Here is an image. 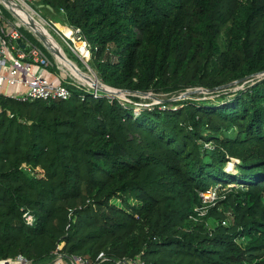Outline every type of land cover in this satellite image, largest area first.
<instances>
[{
	"label": "trees",
	"instance_id": "16d2710c",
	"mask_svg": "<svg viewBox=\"0 0 264 264\" xmlns=\"http://www.w3.org/2000/svg\"><path fill=\"white\" fill-rule=\"evenodd\" d=\"M38 5L80 30L113 89L178 94L264 71V0ZM68 89L66 101L0 97V260L43 264L63 245L101 264H264V79L142 109ZM211 182L231 188L197 217Z\"/></svg>",
	"mask_w": 264,
	"mask_h": 264
},
{
	"label": "built area",
	"instance_id": "2783aa9c",
	"mask_svg": "<svg viewBox=\"0 0 264 264\" xmlns=\"http://www.w3.org/2000/svg\"><path fill=\"white\" fill-rule=\"evenodd\" d=\"M39 0H0V97L7 98L19 103L51 100H68L71 96L69 87L78 90L90 91L93 96L98 97V92H107L97 86L85 85L69 75L60 62L46 49V47L28 30L36 42L26 37L20 25V21L10 7L11 4L22 3L34 16L41 19L34 8ZM8 12V13H7ZM11 17V18H10ZM69 36L63 34L67 44H73L74 54L84 63L90 60V46L83 38L80 30L71 26L63 25ZM27 32V33H28ZM78 45V46H77ZM54 57L50 60L48 53ZM264 79V71L256 73L244 79L249 85ZM98 82V80L96 79ZM88 88H86V87ZM95 89H93V88ZM87 89V90H86ZM105 89V88H103ZM1 110V109H0ZM10 117H12L10 115ZM209 145H205L208 147ZM230 185H214L199 192L200 205L194 208L197 217L207 214L210 207L215 206L216 201L222 199L221 192H228ZM26 224L31 225L33 219L25 213L23 215ZM190 219L196 221L194 217ZM224 224V223H223ZM63 245H58L52 252L51 259L43 264H101L105 259L100 256L95 262L80 257L69 256L62 253ZM121 264H144L139 256L133 259H123ZM119 263V262H118ZM0 264H35L32 260L17 255L13 258L1 259Z\"/></svg>",
	"mask_w": 264,
	"mask_h": 264
},
{
	"label": "rangeland",
	"instance_id": "374dc122",
	"mask_svg": "<svg viewBox=\"0 0 264 264\" xmlns=\"http://www.w3.org/2000/svg\"><path fill=\"white\" fill-rule=\"evenodd\" d=\"M34 8L38 12V14L41 17V21L45 25L44 31L46 32V36L42 34L40 29L31 21L29 17H27L19 7H17L15 4H11L10 7L13 9V12L17 16V18L20 21V25H23L24 27L22 28V31L28 35L31 36L28 32V30L31 31V33L46 47V49L56 58L58 62L63 61L67 68L61 66L64 68V70L69 73L74 79L79 80V81H86L88 82V86H96L95 83L98 84V87L105 88L100 80L98 79L96 72L91 68L89 65V59L87 60L86 63L83 62V60H80L73 52L74 47L73 44L69 45L65 40L63 39V34L61 32V28L63 25L54 23L56 18L53 16L47 14L42 8H40L38 5V2L34 4ZM8 13V12H7ZM11 18V17H10ZM28 32V33H27ZM32 37V36H31ZM55 46H52V44ZM73 49V50H72ZM46 50V52H47ZM67 58V60L74 65L70 64L67 62V60L64 58L63 54ZM50 60L53 62L54 57L49 54ZM89 62V63H88ZM76 65V66H75ZM98 80V82L96 81ZM249 85L248 82L242 81V82H237L234 85H231L227 87L226 89H229L230 92H235L237 90H242L245 86ZM86 87V86H85ZM88 88V87H86ZM93 88V87H92ZM95 89V88H93ZM100 89V88H99ZM87 90V89H86ZM224 90V89H223ZM112 93V94H111ZM111 93H107L109 96H112L116 98L117 100H120V102H128L130 104L134 105L135 109L139 108H150L151 106L155 105H160V104H171L172 102H176L179 100L183 99H191L194 98L195 100H214L215 96L212 94L218 93L216 91L209 92H194L192 90H187L182 93L178 94H152V96H145L142 94H137V93H131V92H116L112 91ZM186 93V95H185ZM203 96V97H200ZM135 98L137 99L135 101ZM231 173H229L230 175ZM227 178V176H226ZM225 180V178L223 179ZM218 184V182H211L210 187Z\"/></svg>",
	"mask_w": 264,
	"mask_h": 264
},
{
	"label": "bare ground",
	"instance_id": "6f19581e",
	"mask_svg": "<svg viewBox=\"0 0 264 264\" xmlns=\"http://www.w3.org/2000/svg\"><path fill=\"white\" fill-rule=\"evenodd\" d=\"M17 7H19V9H21V11H23L24 12V14L27 16V17H29L30 19H31V21L40 29V31L42 32V34H44L45 36L47 35L46 34V32L44 31V29H45V25H44V23L39 19V18H37L36 16H34V14L30 11V10H28L21 2L20 3H16L15 4ZM61 32H63L64 34H66L67 36H69V32H68V30L65 28V27H62L61 29ZM52 44V43H51ZM52 46H54L53 44H52ZM78 46V45H77ZM55 47V46H54ZM60 63L62 64V65H64L63 67H65V68H67V66L65 65V63L63 62V61H60ZM68 69V68H67ZM69 74V73H68ZM70 75V74H69ZM77 81H79V80H77ZM79 82H81V83H83V84H85V85H87L88 84V82H86V81H79ZM96 84V86L98 87V84L97 83H95ZM111 90V89H110Z\"/></svg>",
	"mask_w": 264,
	"mask_h": 264
},
{
	"label": "water",
	"instance_id": "95a60500",
	"mask_svg": "<svg viewBox=\"0 0 264 264\" xmlns=\"http://www.w3.org/2000/svg\"><path fill=\"white\" fill-rule=\"evenodd\" d=\"M40 8H42L43 6L42 5H40L39 6ZM46 7V9H48L49 11H52V8L51 7H49V6H45ZM237 82H242V80H239V81H235V82H231V83H229V84H226V85H223V86H221V87H219V88H217V89H211V90H205V89H203V88H196V89H193V91L194 92H198V93H200V92H206V93H209V92H214L215 90H223V89H226L227 87H229V86H231V85H234V84H236ZM105 86V85H104ZM101 90H103V91H105V92H107V93H111V90L112 91H116L117 93L118 92H130V91H126V90H118V89H113V88H110V87H105V89H103V88H100ZM111 89V90H110ZM131 93H133V92H131ZM112 94V93H111ZM142 95H145V96H152V94L151 93H148V94H142ZM185 95H186V93H185Z\"/></svg>",
	"mask_w": 264,
	"mask_h": 264
},
{
	"label": "clouds",
	"instance_id": "9594fccd",
	"mask_svg": "<svg viewBox=\"0 0 264 264\" xmlns=\"http://www.w3.org/2000/svg\"><path fill=\"white\" fill-rule=\"evenodd\" d=\"M229 169L231 170L232 169V166H230Z\"/></svg>",
	"mask_w": 264,
	"mask_h": 264
}]
</instances>
